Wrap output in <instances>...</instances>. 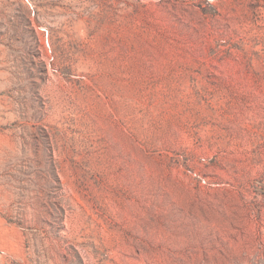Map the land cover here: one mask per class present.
<instances>
[{
  "label": "rangeland",
  "instance_id": "374dc122",
  "mask_svg": "<svg viewBox=\"0 0 264 264\" xmlns=\"http://www.w3.org/2000/svg\"><path fill=\"white\" fill-rule=\"evenodd\" d=\"M0 264H264V0H0Z\"/></svg>",
  "mask_w": 264,
  "mask_h": 264
}]
</instances>
